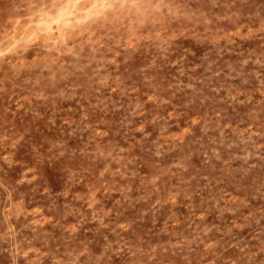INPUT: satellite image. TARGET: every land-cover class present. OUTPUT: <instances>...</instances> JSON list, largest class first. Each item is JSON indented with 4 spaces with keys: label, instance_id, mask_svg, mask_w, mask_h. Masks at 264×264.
Wrapping results in <instances>:
<instances>
[{
    "label": "rangeland",
    "instance_id": "rangeland-1",
    "mask_svg": "<svg viewBox=\"0 0 264 264\" xmlns=\"http://www.w3.org/2000/svg\"><path fill=\"white\" fill-rule=\"evenodd\" d=\"M0 264H264V0H0Z\"/></svg>",
    "mask_w": 264,
    "mask_h": 264
}]
</instances>
